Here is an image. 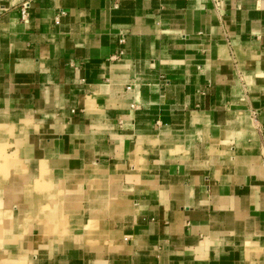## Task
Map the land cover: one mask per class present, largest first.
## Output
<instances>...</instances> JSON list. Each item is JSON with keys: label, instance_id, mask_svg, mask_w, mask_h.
Listing matches in <instances>:
<instances>
[{"label": "crops", "instance_id": "obj_1", "mask_svg": "<svg viewBox=\"0 0 264 264\" xmlns=\"http://www.w3.org/2000/svg\"><path fill=\"white\" fill-rule=\"evenodd\" d=\"M263 148L264 0H0V264H264Z\"/></svg>", "mask_w": 264, "mask_h": 264}, {"label": "built area", "instance_id": "obj_2", "mask_svg": "<svg viewBox=\"0 0 264 264\" xmlns=\"http://www.w3.org/2000/svg\"><path fill=\"white\" fill-rule=\"evenodd\" d=\"M29 3L27 1H24L21 5V12H22V19H26L29 15L28 13ZM56 23H58V20L56 19ZM262 159L264 164V148L262 149Z\"/></svg>", "mask_w": 264, "mask_h": 264}]
</instances>
